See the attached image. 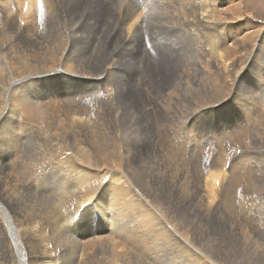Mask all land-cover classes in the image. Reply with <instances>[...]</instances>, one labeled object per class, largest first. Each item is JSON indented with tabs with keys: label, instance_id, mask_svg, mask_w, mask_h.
Returning <instances> with one entry per match:
<instances>
[{
	"label": "bare ground",
	"instance_id": "obj_1",
	"mask_svg": "<svg viewBox=\"0 0 264 264\" xmlns=\"http://www.w3.org/2000/svg\"><path fill=\"white\" fill-rule=\"evenodd\" d=\"M260 19L264 0H0V264L254 257L264 173L240 138L249 147L264 117L245 130L223 123L222 85L263 88L249 98L263 111ZM227 129L218 166L233 173L228 154L250 174L243 193L213 197L200 176L212 160L199 153Z\"/></svg>",
	"mask_w": 264,
	"mask_h": 264
},
{
	"label": "rangeland",
	"instance_id": "obj_2",
	"mask_svg": "<svg viewBox=\"0 0 264 264\" xmlns=\"http://www.w3.org/2000/svg\"><path fill=\"white\" fill-rule=\"evenodd\" d=\"M224 9H227L225 6H222V5H220V11H222V10H224ZM161 16L162 15V12L160 11V13H158V14H155V13H153L152 15H151V19H153V25L155 26V28L156 29H158V27H159V25L161 24V20H160V18L158 17L157 18V16ZM256 29H262V31H264V21H262L261 19L260 20H258V23H257V25H256ZM242 35V34H241ZM187 40H186V38L184 37L183 38V45H187ZM196 52H194V53H192L191 54V56H190V59H189V56H188V54L187 55H185V58H186V60L189 62V67H190V70L188 71V73H189V75H188V78L190 79L191 77H192V75L195 73L194 72V69L192 68L193 67V65L192 64H190V61H192V62H196L197 61V56L198 55H200V53H198L197 52V54H195ZM219 53V52H218ZM217 53V54H218ZM259 63H261L262 62V55L260 54L259 55V59H256ZM198 62H199V60H198ZM169 74H170V72H169ZM196 74H197V72H196ZM191 75V76H190ZM225 80V81H224ZM226 83H228V84H226ZM232 84V85H231ZM226 85V86H225ZM182 86V89L185 91V92H187V94H191L192 93V91H191V89H193V88H190V85H189V88L188 87H186L185 85H181ZM188 89V90H187ZM222 89H224V91H223V97L224 98H226L228 101H227V107L228 108H226L225 107V111H224V113H223V123L224 122H226L225 124H227L228 125V123L230 122V121H233V127L235 128V129H237L239 126L243 129V130H245V128L247 127V126H249V127H252V124H254L256 127L259 125V123L261 124V119H262V117H259L258 118V114L260 113V114H262V116L264 117V107H263V105H264V102L263 103H261L262 105H260V107H263V111H258L257 109L259 108V104H255V103H253V105H252V102H251V100L249 99V98H251L250 97V94H252V96L253 95H255V93H257V95H260L262 92H263V88H261V89H258V90H256L255 88L253 89V90H250L249 88V90L247 89V91L245 92V95H243L244 94V91L242 92H240L239 91V93L237 94V91H238V84H236V82H227V79H223V85H222ZM249 94V97H248V94ZM176 94L177 95H179V97H174V98H180V99H183V98H181L180 97V92L179 91H177L176 92ZM192 94H194V93H192ZM242 94V95H241ZM247 94V95H246ZM235 96H238V98L237 97H235ZM240 96V97H239ZM197 97L198 98H200V99H203V97H199L198 95H197ZM205 99L207 98V97H204ZM220 98V97H219ZM218 98V99H219ZM241 98V99H240ZM246 98H248V100H250V101H246L247 99ZM200 99H198L197 101H199ZM204 99V100H205ZM242 99H244L243 100V102H247L248 104H250V107L247 109V111H246V113H244L242 110H241V108H239V105H237L235 102L236 101H239V103L240 102H242ZM263 100V99H262ZM158 101L155 99L154 101H153V106H157L158 105V103H157ZM229 103V104H228ZM234 103V104H233ZM232 104V105H231ZM254 106V107H253ZM258 107V108H257ZM157 108L158 109H161V107L160 106H157ZM230 111V112H229ZM257 113V117H256V114ZM227 114V115H226ZM236 115V116H235ZM245 115V116H244ZM244 116V117H243ZM237 117V118H236ZM243 117V118H242ZM227 118V119H226ZM245 118H246V120H245ZM250 118V119H249ZM254 118V120H253V122L252 123H249L250 121H251V119H253ZM181 119V118H180ZM241 121V122H240ZM260 121V122H259ZM257 122V123H256ZM245 125H244V124ZM249 123V124H248ZM236 125V127H235V125ZM257 124V125H256ZM264 123H262L260 126H262ZM244 126V127H243ZM248 127V128H249ZM250 129V128H249ZM220 130V129H219ZM219 130L218 131H216V133H215V136H216V134H217V136L216 137H214L213 138V140H212V143H210V144H207L204 148H203V150H202V152H200L199 154L201 155V154H208V156L210 157V159L212 160V162H210V164L208 163L207 164V167H205V169H204V171L203 172H201L200 173V176H201V179L203 180V182H204V184L206 185V186H209V187H206L207 188V190H209V192H212V195H213V197L214 196H217L218 194L217 193H225V194H227V196L230 198V196H231V198H233V196L236 194H238V193H243L242 191H244L245 190V188H246V185H245V178H246V176L248 175V173H249V171H248V165L249 166H251L248 162L246 163L245 161L243 162V161H241L240 160V157H239V159L237 158H233V157H231V156H229L228 154H224V158H225V160H227V161H231L232 162V169H231V172H233L232 174H229V172L227 171V170H224L222 167H220V166H218L219 165V163H217L218 161V158H219V156L222 154V152H221V150H220V148H221V146L219 145L220 144V141H222V142H224V143H228V141H229V143H230V132H229V129H227L224 133H220L219 132ZM248 130V129H247ZM226 132H227V134H226ZM258 132H259V134H258ZM257 132V134H255V136H254V138H255V140L252 142V143H250L249 144V147H247V143H248V141L246 140L245 141V134H246V132L245 133H243L242 134V137L240 138V143L242 142V144L245 146V149H247V150H244V153H242V157L244 158V160H248V161H250V156H253L254 157V165L253 166H256V169H255V171H257V174L259 175V174H261V172H263L264 173V130H261V129H259V131ZM219 133V134H218ZM221 134V135H220ZM222 134H224V135H222ZM228 135V136H227ZM260 135V136H259ZM221 137V139H219ZM227 138V139H226ZM217 143H216V142ZM236 141V140H235ZM247 142V143H246ZM229 143H228V145H229ZM219 145V146H218ZM228 145H227V147H228ZM251 145V146H250ZM262 146V147H261ZM220 147V148H219ZM222 147H224L223 149H227V147H226V144H224V145H222ZM212 148V149H211ZM217 149V150H214V149ZM204 151V152H203ZM206 151V152H205ZM216 154H215V153ZM214 153V154H213ZM219 153H221V154H219ZM218 154V155H217ZM210 155H212V156H210ZM247 157V159L245 158V156ZM255 155V156H254ZM216 156V157H215ZM18 158H23V159H25L26 158V153L24 152V150H23V148H21V154H20V156L18 157ZM208 158V157H207ZM216 158H217V160H216ZM230 158V159H229ZM232 158V159H231ZM256 159V160H255ZM179 160H177V162H178ZM257 165H260V167L261 168H257ZM239 167V168H238ZM208 169V170H207ZM240 169V170H239ZM220 170V171H219ZM222 170V171H221ZM233 170V171H232ZM208 171H209V173H208ZM238 171V172H237ZM240 171V172H239ZM254 171V172H255ZM203 173V174H202ZM216 173L218 174L217 176H216ZM256 173V172H255ZM210 174V175H209ZM235 176H234V175ZM250 174V173H249ZM207 176V178H206V176ZM242 175V176H241ZM240 176V177H239ZM251 176V175H250ZM219 177V178H218ZM223 177V178H222ZM235 177V178H234ZM220 178H221V180H220ZM205 179H207V180H205ZM217 179V180H216ZM236 180V179H238V180H236V184L235 183H233V182H231V180ZM243 179V180H242ZM220 180V181H219ZM232 180V181H233ZM206 181V182H205ZM219 181V182H218ZM226 181V182H225ZM230 181V182H229ZM213 182H214V184H213ZM238 183V184H237ZM215 185H216V187H215ZM218 185H219V187H221V188H219L218 187ZM228 185V186H227ZM236 186V187H235ZM263 186H264V184H261V189H262V193L263 194H261L260 195V198L261 199H263L264 200V190H263ZM214 187V189H212ZM224 187V188H223ZM231 187V188H230ZM254 188H256L255 186H254ZM211 189V190H210ZM221 189V190H220ZM224 189V190H223ZM235 189V190H234ZM227 190V191H226ZM242 190V191H241ZM230 191V192H229ZM213 192H215V193H213ZM229 192V193H228ZM230 194V195H229ZM226 204V203H225ZM169 206V205H168ZM165 207H167V206H165ZM170 207V206H169ZM226 211L229 213V214H235V215H233V216H236V215H239V213H238V211L240 210V206L238 205V203L237 202H235V201H232V200H229L228 202H227V204H226ZM236 207V208H235ZM168 208V207H167ZM171 208V207H170ZM231 209V210H230ZM230 212H229V211ZM232 212V213H231ZM262 216H264V210H263V213H262ZM259 229H262V228H264V222L262 223V222H260L259 224H258V226H257ZM254 251H255V253H256V255L254 256V257H250V256H245V257H243V259L240 261V264H264V236L262 237V240L260 241V242H258L256 245H254ZM256 256L258 257V258H256ZM154 263V262H153ZM154 264H158V262L156 263H154Z\"/></svg>",
	"mask_w": 264,
	"mask_h": 264
}]
</instances>
